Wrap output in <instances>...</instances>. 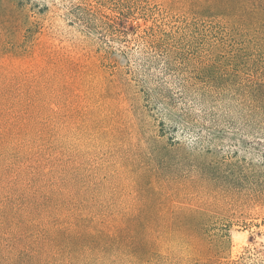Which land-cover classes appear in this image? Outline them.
Masks as SVG:
<instances>
[{
	"label": "trees",
	"instance_id": "1",
	"mask_svg": "<svg viewBox=\"0 0 264 264\" xmlns=\"http://www.w3.org/2000/svg\"><path fill=\"white\" fill-rule=\"evenodd\" d=\"M160 2L181 27L145 28L142 52L146 67L176 78L179 90L167 91L165 77L148 72L153 89L139 90L147 100L123 78L112 45L99 49L97 61L87 53L58 58L25 35L33 23L26 9L0 11V264H168L173 258L181 264H238L227 261L225 213L188 200L221 183L238 189L235 176L254 169L243 156L250 151L243 135L217 127L214 114L206 120L179 106L186 104L188 89L215 101L232 92L264 117V0ZM96 8H77L76 24L110 44L126 45L128 29L135 34L137 23L126 13L112 19ZM200 37L202 44L189 48ZM186 40L190 54L180 47ZM45 56L54 69L56 60L63 61L59 70L71 81L64 89L78 90L73 96L85 100L66 118H78L94 134L104 156L96 172L70 171L48 140L56 107L44 92L56 81L54 69L38 65L36 58L45 64ZM25 61L31 69L15 68ZM105 64L114 66L112 75L103 71ZM142 101L160 106L173 131L186 129L194 144L187 146L174 132L165 138L164 123L154 125ZM223 146L229 155L220 154Z\"/></svg>",
	"mask_w": 264,
	"mask_h": 264
},
{
	"label": "rangeland",
	"instance_id": "2",
	"mask_svg": "<svg viewBox=\"0 0 264 264\" xmlns=\"http://www.w3.org/2000/svg\"><path fill=\"white\" fill-rule=\"evenodd\" d=\"M162 5L160 0H15V2L0 0V11L15 10L14 12H18L20 9H26L33 23L30 31H26L25 35L29 37V40L35 41L38 48L57 51L58 58L68 55L76 60L87 53L95 60L101 47L112 45L115 53L114 59L122 67L123 78L133 83L130 84L132 91L141 94L140 89L148 92L153 89V84L147 81L148 72L157 77H165L167 91L179 90L176 78L162 75L159 69L151 70L146 67L144 61L146 56L142 52L146 44L141 34L145 28L152 33L153 31L166 32L171 29L178 31L181 27V19L178 16L169 17ZM79 7H98L96 10L99 14L112 19L114 16H119V13H126L130 21L137 23L133 33L139 37L134 41L135 34H131L132 31L128 29L129 34L125 39L127 46L118 43L110 44L106 37L108 44H105L101 36L98 38V35L87 34L82 27L76 24L77 20L74 15L81 18V13L77 11ZM90 19L84 16L83 21ZM95 25L98 32L107 36L99 23ZM202 41L200 37L193 41V47H189V42L186 40L184 46L180 47L187 46L195 49L202 44ZM185 53L190 54L188 48H185ZM47 57L45 56V64H41L40 58L37 57L38 65L54 69L49 63L52 59ZM55 65L54 72L50 71V74L56 82L44 92L47 104L54 103L56 107V114L49 120L54 127V134L48 136V140L53 141L57 146L62 164L70 171L76 174L96 172L102 167L104 156L103 151L96 144L94 134L86 131L82 121L78 118L70 121L66 118L71 109H80L79 107L84 105L85 100L73 96L74 94L80 95L78 90L74 89L70 92L64 89L71 82L69 74L64 73V70H59L63 66L61 59L56 60ZM16 66L26 70L31 69L33 65L30 61H25L23 64L16 62L15 68ZM102 69L105 73H111L114 66L105 64ZM137 83L138 87L135 85ZM184 94L186 104L179 107L189 108L192 116H199L206 120L211 119L208 114H214L217 127L222 131H236L243 135L247 143L246 147L250 151L249 154L243 155L244 159L247 164L251 162L254 166V169L249 171L248 167L245 168L244 177L235 176L233 182L238 189L227 188L225 186L227 183H221V186L216 187L212 192L202 189L199 196H192L188 202L196 204L202 201L205 204H215L217 209L225 213V220L230 225L228 262L264 264V166L261 158L264 146V117L260 111H253L244 98L236 94L232 95V92L219 101L197 95L189 89ZM144 99L147 100L145 96ZM142 103L147 106L146 109L154 125H158L157 120L164 123L162 133L165 138H169V135L174 132L176 139L183 141L187 146L194 144V136L186 129L175 128L176 132L173 131L174 126L160 115L161 111H158L161 109L160 106L155 107L151 102L147 104L142 101ZM230 151L227 146L219 150L222 156L229 155ZM222 227L225 226H219L218 229H223ZM168 264H181V262L173 258Z\"/></svg>",
	"mask_w": 264,
	"mask_h": 264
}]
</instances>
